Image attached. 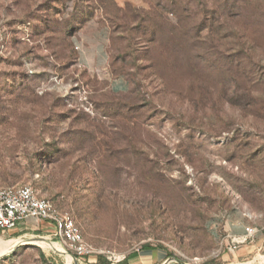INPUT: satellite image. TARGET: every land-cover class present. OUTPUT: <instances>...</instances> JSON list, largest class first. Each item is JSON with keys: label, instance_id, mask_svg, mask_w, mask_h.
<instances>
[{"label": "rangeland", "instance_id": "rangeland-1", "mask_svg": "<svg viewBox=\"0 0 264 264\" xmlns=\"http://www.w3.org/2000/svg\"><path fill=\"white\" fill-rule=\"evenodd\" d=\"M16 185L111 264H264V0H0V187ZM27 222L0 232V264L95 260Z\"/></svg>", "mask_w": 264, "mask_h": 264}, {"label": "built area", "instance_id": "built-area-1", "mask_svg": "<svg viewBox=\"0 0 264 264\" xmlns=\"http://www.w3.org/2000/svg\"><path fill=\"white\" fill-rule=\"evenodd\" d=\"M79 50V47H76ZM32 219L38 222H50L55 225V238L70 251L75 261L90 255H105L111 262L110 253L94 251L84 240L72 215L60 211L48 199H41L30 185L0 187V232L15 231L20 224ZM243 234L228 241V250L236 252L242 245L251 241L258 230L251 226H243ZM107 254V255H106Z\"/></svg>", "mask_w": 264, "mask_h": 264}, {"label": "crops", "instance_id": "crops-1", "mask_svg": "<svg viewBox=\"0 0 264 264\" xmlns=\"http://www.w3.org/2000/svg\"><path fill=\"white\" fill-rule=\"evenodd\" d=\"M113 91L116 92V93H125L128 91V82L123 78V77H120L118 78V80H116L114 83H113ZM45 222H38L36 225L39 227V226H42V225H48L50 223H46L44 224ZM31 226L30 228L32 229L33 228V224L31 222H27V223H22L18 226V231H23V230H26L27 227L25 226ZM38 227L36 229H38ZM17 229L15 231H17ZM11 233V232H9ZM241 234H243V229L241 231ZM242 251H246L247 254H248V250L247 249H240L239 252H242Z\"/></svg>", "mask_w": 264, "mask_h": 264}, {"label": "trees", "instance_id": "trees-1", "mask_svg": "<svg viewBox=\"0 0 264 264\" xmlns=\"http://www.w3.org/2000/svg\"><path fill=\"white\" fill-rule=\"evenodd\" d=\"M143 249L144 251L153 250V248L150 245H145ZM136 256H137L136 254H133L130 258H134ZM92 264H111V263L105 255H95V260L93 261ZM123 264H128V261L124 262Z\"/></svg>", "mask_w": 264, "mask_h": 264}, {"label": "water", "instance_id": "water-1", "mask_svg": "<svg viewBox=\"0 0 264 264\" xmlns=\"http://www.w3.org/2000/svg\"><path fill=\"white\" fill-rule=\"evenodd\" d=\"M171 261L177 262V263H179V264H186V263H184V262H182L181 260L176 259V258L172 259Z\"/></svg>", "mask_w": 264, "mask_h": 264}, {"label": "bare ground", "instance_id": "bare-ground-1", "mask_svg": "<svg viewBox=\"0 0 264 264\" xmlns=\"http://www.w3.org/2000/svg\"><path fill=\"white\" fill-rule=\"evenodd\" d=\"M35 240H36V238H35ZM33 241V240H32ZM41 242V241H40ZM24 243V242H23ZM4 248H0V255L3 253V250Z\"/></svg>", "mask_w": 264, "mask_h": 264}]
</instances>
